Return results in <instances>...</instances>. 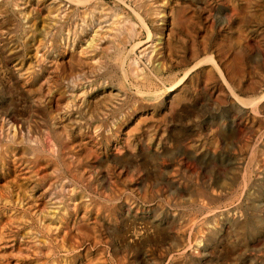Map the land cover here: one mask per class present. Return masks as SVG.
I'll return each instance as SVG.
<instances>
[{
  "label": "rangeland",
  "instance_id": "1",
  "mask_svg": "<svg viewBox=\"0 0 264 264\" xmlns=\"http://www.w3.org/2000/svg\"><path fill=\"white\" fill-rule=\"evenodd\" d=\"M231 91L264 94V0H0V264H264Z\"/></svg>",
  "mask_w": 264,
  "mask_h": 264
},
{
  "label": "bare ground",
  "instance_id": "2",
  "mask_svg": "<svg viewBox=\"0 0 264 264\" xmlns=\"http://www.w3.org/2000/svg\"><path fill=\"white\" fill-rule=\"evenodd\" d=\"M73 2V1H72ZM86 4V3H85ZM131 7V6H130ZM96 9V8H95ZM125 12V11H124ZM186 12V11H185ZM91 14V13H90ZM230 15V14H229ZM52 16H54V15H52ZM55 17V16H54ZM84 18V17H83ZM235 20V19H234ZM140 22H141V20H140ZM30 25V24H29ZM145 25V24H144ZM176 25V24H175ZM256 29V28H255ZM92 31V30H91ZM85 33V32H84ZM155 35V34H154ZM146 36H147V34H146ZM146 36H145V38H146ZM143 41V40H142ZM93 42V41H92ZM76 43V42H75ZM138 44V43H137ZM86 50V49H85ZM144 51V50H143ZM8 52V51H7ZM55 56V55H54ZM102 58V57H101ZM213 58V57H212ZM211 57H207V58H205V59H203V60H200V61H209V62H211V63H213L214 64V62H213V60L214 59H212ZM216 58V57H215ZM41 62V61H40ZM216 62V61H215ZM53 63V62H52ZM215 65V64H214ZM216 66V65H215ZM147 68V67H146ZM188 68V67H187ZM218 68V67H217ZM220 70V69H219ZM220 72V71H219ZM44 73V72H43ZM21 74V73H20ZM42 74V73H41ZM220 74V73H219ZM34 76V75H33ZM220 76V75H219ZM223 76V75H222ZM221 78V77H220ZM223 78V77H222ZM221 78V79H222ZM224 79V78H223ZM222 79V80H223ZM42 80V79H41ZM225 81V80H224ZM240 81V80H239ZM176 82V81H175ZM174 83V82H173ZM225 83V82H224ZM38 85V84H37ZM53 86V85H52ZM230 89V88H229ZM232 92V94H233V97H234V99L236 100V102L238 103V104H251V105H256V103H257V101H259L260 99H262V98H264V94L262 95V96H260V97H258V98H243V97H241V96H239L238 94H236L235 92H233V91H231ZM42 96V95H41ZM94 103V102H93ZM90 106H92V105H90ZM53 107V106H52ZM2 114V113H1ZM1 122V121H0ZM10 123V122H9ZM71 148V147H70ZM51 182V181H50ZM61 187V186H60ZM77 202V201H76ZM47 210V209H46ZM77 212V211H76Z\"/></svg>",
  "mask_w": 264,
  "mask_h": 264
}]
</instances>
